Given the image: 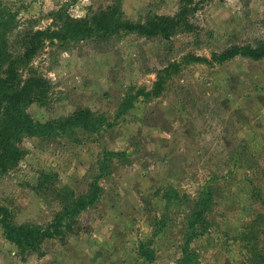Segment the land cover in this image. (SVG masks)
Returning a JSON list of instances; mask_svg holds the SVG:
<instances>
[{
	"label": "rangeland",
	"instance_id": "rangeland-1",
	"mask_svg": "<svg viewBox=\"0 0 264 264\" xmlns=\"http://www.w3.org/2000/svg\"><path fill=\"white\" fill-rule=\"evenodd\" d=\"M194 1L195 32L123 31L46 42L35 54L30 66L51 89L46 104L26 110L50 126L21 135L22 158L0 172V205L18 223L44 225L60 207L57 192L78 197L93 181L103 190L41 255L22 259L0 223V264H177L186 255L193 264H264V56L210 60L212 50L264 37V0ZM113 2L132 20L180 5L0 0V11L14 16L10 48L21 50L19 34L48 26L51 11L83 17ZM169 187L176 197L165 198ZM196 206L206 213L193 235ZM141 244L152 260L138 254Z\"/></svg>",
	"mask_w": 264,
	"mask_h": 264
},
{
	"label": "trees",
	"instance_id": "trees-1",
	"mask_svg": "<svg viewBox=\"0 0 264 264\" xmlns=\"http://www.w3.org/2000/svg\"><path fill=\"white\" fill-rule=\"evenodd\" d=\"M196 10V1L180 0L178 9L172 14L152 13L143 19L132 20L125 15L119 2L98 8L83 17H72L60 9H55L50 12L51 23L48 26L26 29L19 34L23 46L21 50L10 48V34L15 30L14 16L0 11V172L14 167L22 158V134L42 136L49 130L50 124L33 120L26 110L32 103L46 104L51 89L50 80L30 66L31 60L46 42L66 43L93 36L111 37L123 31L136 32L147 38L160 36L168 39L178 32H195L198 25L192 16ZM237 56L255 60L262 58L264 37L254 43H231L221 50H212L210 60L224 62ZM75 119L69 121L75 122ZM102 190L98 181H93L89 190L78 197L72 194L68 197V193L62 196V191L57 192L60 207L53 220L44 225L18 223L12 219L7 208L0 205V223L4 234L15 244L22 259L32 254L41 255L45 240L74 231L80 212L89 204L97 202ZM174 196H177V192L169 187L165 198ZM205 213L204 207L196 206L187 217L193 235L198 234V227L203 228L201 223L205 222ZM248 226L252 227L254 224L251 222ZM250 234L245 237L249 238ZM183 250L186 252V248ZM138 254L146 260H152L155 256L154 249L144 244L139 246ZM260 258L264 259V256ZM177 264L193 262L186 255Z\"/></svg>",
	"mask_w": 264,
	"mask_h": 264
}]
</instances>
